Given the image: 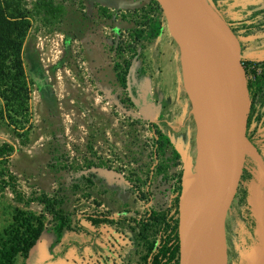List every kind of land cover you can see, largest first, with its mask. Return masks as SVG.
Returning <instances> with one entry per match:
<instances>
[{"label":"rangeland","instance_id":"1","mask_svg":"<svg viewBox=\"0 0 264 264\" xmlns=\"http://www.w3.org/2000/svg\"><path fill=\"white\" fill-rule=\"evenodd\" d=\"M37 1L22 0L30 22L21 49L29 90L27 136L7 117L0 97V143L14 148L7 163L0 161V250L11 231L28 239L42 227L33 253L39 256L43 248L45 264H146L133 219L166 207L174 175L182 173L180 225L181 204L198 181V158L203 152L221 157L229 143L227 125L220 135L213 119L216 93L190 66L197 53L178 42L152 0H45L62 7L56 17L39 12ZM186 1L231 36L250 86L245 158L217 242L221 260L208 247L199 264H264V0ZM157 15L161 34L137 42L133 32ZM125 61L130 68L122 88L113 66ZM200 93L213 104L197 100ZM151 125L180 155L178 167L165 176L152 169ZM100 158L111 168L101 166ZM120 163L137 171L148 201L137 199ZM42 195L60 199L69 218L60 239L50 230L51 216L29 202ZM92 219L102 222L94 225Z\"/></svg>","mask_w":264,"mask_h":264},{"label":"trees","instance_id":"2","mask_svg":"<svg viewBox=\"0 0 264 264\" xmlns=\"http://www.w3.org/2000/svg\"><path fill=\"white\" fill-rule=\"evenodd\" d=\"M154 11H160L158 4L152 0ZM35 8L44 14L50 16H59L63 14L61 6H54L52 1L39 0ZM134 10L133 14H137ZM142 12V9H141ZM29 13L24 7L22 0H0V97L4 101V108L7 117L13 121L16 128L21 130L25 136L31 128L29 111V90L26 75L23 68L21 49L22 44L29 29ZM143 26H146L143 25ZM161 34V23L158 15L149 19L146 29L135 30L132 36L137 42L151 41ZM130 68V62L125 61L123 66L115 63L113 66L114 75L117 83L125 88L127 84L126 76ZM249 89V84H247ZM154 135L153 156L155 165L153 170L163 176L168 174V168L173 170L178 167L179 153L173 148L170 138L157 128L151 125ZM14 151L12 145L0 143V161L7 163L9 156ZM101 166L110 169L108 161L99 160ZM125 163H120L118 170L129 174L126 181L133 189L139 201L146 202L145 197L148 191H142L143 182L138 177L136 170L129 169ZM152 172V170H151ZM173 183L169 187L171 198L164 208L149 209L142 217L133 219L137 228V236L143 242L145 256L143 258L146 264H177L179 255V202L183 193L182 173H176ZM131 178L135 180L132 181ZM150 178V177H149ZM148 186L149 183H148ZM17 202H23L21 195L12 188ZM29 202H37L43 207V211L52 218L51 231L57 239H60L63 230L68 229L70 221L60 206V199L48 198L42 195L40 198H33ZM31 212L27 213V219H32ZM92 224L98 225L100 219H92ZM42 227L30 238H21L16 232L11 231L9 239L2 243L0 250V264H14L15 258L21 254L27 257L28 250L35 245Z\"/></svg>","mask_w":264,"mask_h":264},{"label":"water","instance_id":"3","mask_svg":"<svg viewBox=\"0 0 264 264\" xmlns=\"http://www.w3.org/2000/svg\"><path fill=\"white\" fill-rule=\"evenodd\" d=\"M167 18L184 30L198 36L223 52L231 67V85L223 103L221 116L233 114L234 125L229 131L231 172L226 176L216 205L196 230L179 238L177 264H198L207 248L219 241L228 210L235 198L245 158V132L250 101L245 67L231 36L207 16L193 14L175 0H154ZM180 45V44H179ZM181 50H184L180 45Z\"/></svg>","mask_w":264,"mask_h":264},{"label":"bare ground","instance_id":"4","mask_svg":"<svg viewBox=\"0 0 264 264\" xmlns=\"http://www.w3.org/2000/svg\"><path fill=\"white\" fill-rule=\"evenodd\" d=\"M175 1L179 3V5L184 9H186L187 11L195 15L199 14L197 8L193 5L190 6V9H188V6L185 4V2H187L186 0H175ZM165 17L168 22V30L169 31L171 30V32L174 34L178 42L188 47L189 49L195 51L197 53L196 56L198 55L200 58L197 59L195 57L196 61L190 63V66L194 67L198 73H202L204 77L206 76L204 79H206V82L213 87L216 93L215 95L216 106L214 109L216 117H213V119L216 118L217 119L216 121H219L218 132L220 131V135H223V132L227 130L225 129L226 125L229 131L231 128H233L234 125L232 113H228L224 117L221 116V106L223 105L225 99L228 96V91L231 85L230 64L225 58L223 52L219 50L217 47L204 41L198 36L184 30L179 25L169 20L166 15ZM218 80H221L223 83L222 84L216 83V81ZM194 92L195 90H193V93ZM205 92H209V91H205ZM195 96L197 100L199 101L202 100L203 103L207 102L213 104L214 102V101L212 102V97L201 93L199 94V96L198 95ZM230 160H231V149L228 142L226 143V146L224 148L221 157L217 156V152L212 154L211 156H208V153L206 154L205 152H203L198 158V161L195 165V168L198 172L197 173L198 181L196 183L194 182L195 184L194 183L191 184V186L187 190V200H186L187 204H185L184 206H182L181 204V209H182L181 213L184 216L190 215V217L183 216L179 225V236L183 241L182 242L183 247H184V239L191 232H193L198 227H200V225L210 215L213 208L215 207L223 183L226 179V176L231 172ZM209 248L210 251L212 249L211 253L213 257H216L215 259L218 261L221 260L220 259L222 256L221 244H218L216 242L213 245L211 244Z\"/></svg>","mask_w":264,"mask_h":264},{"label":"crops","instance_id":"5","mask_svg":"<svg viewBox=\"0 0 264 264\" xmlns=\"http://www.w3.org/2000/svg\"><path fill=\"white\" fill-rule=\"evenodd\" d=\"M40 240L41 238L38 240L39 243L37 244H40ZM35 248L36 246L30 249L26 258H24L21 254H18L15 258L14 264H45V260L47 259V257L45 256L43 248L40 249L42 254H40L39 256H36L33 253Z\"/></svg>","mask_w":264,"mask_h":264},{"label":"flooded vegetation","instance_id":"6","mask_svg":"<svg viewBox=\"0 0 264 264\" xmlns=\"http://www.w3.org/2000/svg\"><path fill=\"white\" fill-rule=\"evenodd\" d=\"M247 71L249 72V70H247ZM252 84H253V83H251V88H252ZM248 92H249V91H248Z\"/></svg>","mask_w":264,"mask_h":264}]
</instances>
